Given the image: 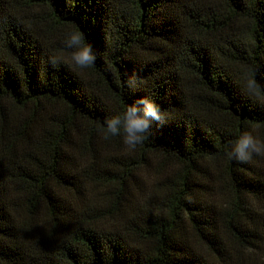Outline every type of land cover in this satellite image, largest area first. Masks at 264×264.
Returning <instances> with one entry per match:
<instances>
[{"label": "trees", "instance_id": "16d2710c", "mask_svg": "<svg viewBox=\"0 0 264 264\" xmlns=\"http://www.w3.org/2000/svg\"><path fill=\"white\" fill-rule=\"evenodd\" d=\"M145 95L163 123L105 140ZM244 131L264 140V0H0V264H264V155L225 154Z\"/></svg>", "mask_w": 264, "mask_h": 264}, {"label": "clouds", "instance_id": "9594fccd", "mask_svg": "<svg viewBox=\"0 0 264 264\" xmlns=\"http://www.w3.org/2000/svg\"><path fill=\"white\" fill-rule=\"evenodd\" d=\"M63 44L72 50L71 62L77 68L85 69L95 64L96 55L92 46L85 42L82 32H68ZM50 61L53 66L61 63L59 57H50ZM136 83L137 78L133 75L126 81V86L135 91ZM163 121L160 105L148 95L140 96L128 104L122 113L106 118L102 134L105 140L119 136L129 150H134L151 134L153 123ZM225 154L231 161L247 162L253 156L264 155V140L244 131L230 144Z\"/></svg>", "mask_w": 264, "mask_h": 264}]
</instances>
